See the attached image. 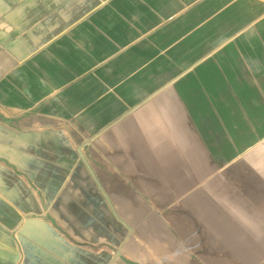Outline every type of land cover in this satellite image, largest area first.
Listing matches in <instances>:
<instances>
[{
    "label": "crops",
    "instance_id": "crops-1",
    "mask_svg": "<svg viewBox=\"0 0 264 264\" xmlns=\"http://www.w3.org/2000/svg\"><path fill=\"white\" fill-rule=\"evenodd\" d=\"M0 264H264V0H0Z\"/></svg>",
    "mask_w": 264,
    "mask_h": 264
}]
</instances>
